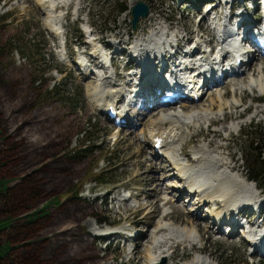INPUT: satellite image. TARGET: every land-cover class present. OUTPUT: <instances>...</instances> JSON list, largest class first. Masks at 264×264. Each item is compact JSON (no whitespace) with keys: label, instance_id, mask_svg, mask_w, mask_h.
Masks as SVG:
<instances>
[{"label":"rangeland","instance_id":"obj_1","mask_svg":"<svg viewBox=\"0 0 264 264\" xmlns=\"http://www.w3.org/2000/svg\"><path fill=\"white\" fill-rule=\"evenodd\" d=\"M122 1L126 9L119 13L117 5ZM144 1L149 3L151 14L167 18L166 24L173 29L185 25L193 35L202 24L201 16L207 9L208 2H190L191 7L186 9L187 2L184 0ZM219 1L213 0V3ZM76 2L78 0H73L70 7L65 8L66 17L61 20L65 35L56 38L52 29L46 27L47 13L39 12L37 0H0V180L9 187L7 190L4 187L0 192V219L8 218L10 221L8 225H0V245L4 244L0 264H98L95 258L99 256L92 254V248L81 252V241L89 235L88 231L98 240L99 252L104 256L106 264H144L146 251L142 249L139 255L134 256L131 245L136 247L139 244V248H149L151 244L145 242V237L140 241L129 236V233H135L141 227L130 226L129 218H133V213L130 210L125 212L115 205L118 204L119 196L129 197L136 192L150 191V177L157 179L164 187L176 180L178 182L176 178L164 177L169 172V165L166 171L161 169L159 172L150 171L153 165L149 166L144 162L141 163V169L138 167L147 158L161 162L158 157H150L151 146H146L139 156L142 142L146 138L144 132L147 122H142L145 111L136 105L133 108L136 113L132 123L118 127L114 120L97 111L93 96L89 94L92 93L89 88L95 85V81L77 69L80 55L85 56L81 49L87 47V23L94 30L95 36L104 39L105 45L117 41L113 39L116 38L113 35L133 32L129 43L120 45H124L123 47H131L137 38L151 33L152 27L142 29L146 27V22L143 21L145 16L139 19L136 27L133 25L131 0H81L84 10L79 13ZM195 6L199 11L194 9ZM217 9L222 11V8ZM251 16L258 21L260 11L254 10ZM161 20L164 21L162 18ZM161 26L165 28V23H161ZM65 36L64 49L61 40ZM124 39H129L127 34ZM209 39L216 43L214 37ZM89 48L87 52L90 51ZM115 56L120 67L128 63V55L115 52ZM259 65L264 66V59L255 61L253 67ZM91 76H94V72ZM250 76L244 74V78L241 76L224 82L219 87L229 103L233 100L232 91L238 92L237 98L240 93L243 94L240 106L238 104V109L235 110L242 112V116L210 125L209 122L201 124L194 131L201 130L202 133L195 139H190V135L186 134L179 148L184 154L182 161L189 162L186 160L187 156L190 158L203 144L208 143L211 148L223 147V156H230V162L240 164L239 170L255 186L256 183L249 179L246 171L249 164L247 155L256 152L251 146L256 144L254 140L259 135L258 125L264 126V88L246 87ZM228 80L227 78L225 81ZM214 93L215 95L207 93L206 97L203 96V101L195 103L201 102L199 107L209 105L212 99L216 101L217 95ZM188 105L186 112L193 106ZM178 106L172 107L179 108ZM172 107L166 110H173ZM154 109V117L160 110H165L159 104ZM258 109L261 111H257ZM227 112H231V108L220 112L215 109L213 115L223 116ZM253 123L258 125L251 126ZM226 127L230 129L226 130ZM84 129L88 131L84 132ZM118 129H122L119 134ZM219 130L220 135H216L215 132ZM130 132L139 137L137 142L133 136L135 140L132 148L127 139ZM87 134L90 135L86 141L87 146L82 148ZM74 149L81 150L80 157L68 156ZM102 171L105 172L104 176L109 177L107 184L95 180L96 175ZM141 182L145 184L140 185ZM155 194L157 191L151 195ZM178 194V191H173L168 196L170 203L166 206L171 207L173 214L166 217L167 222L184 229L191 221L190 216L196 217L187 212L193 203L190 202L191 196L184 193L177 198ZM133 197L129 199V204L133 206H138L143 201ZM149 197L146 196L147 202L154 204V199ZM212 205L208 210H211ZM249 205L253 213L257 212L253 214V220L261 222L264 214L256 209H261V201L257 199L256 203ZM154 207L144 215H141L144 211L135 214L131 222L134 224L135 221H140L138 218L142 216V221L135 225L146 224L152 227V224L160 220V212L162 214L164 210L162 208L159 212H154ZM206 207L204 205L199 219L203 215H211ZM234 211L236 210H230L229 214L235 215ZM236 212V216L243 219V227L250 228L251 225L260 230L259 222L253 224L248 218L250 213L246 217L244 213ZM34 214L37 216L34 217ZM97 216L108 219L106 223L99 221L101 228L108 229L111 223L116 225L114 229L123 230L122 236H98L90 224L92 221L96 222ZM81 217H85L83 223ZM211 220L205 221L204 224L209 226L202 227L203 236L199 241L208 251L202 252L196 245L191 247L188 241L175 242L170 251L173 256L165 258L164 264H182L197 255L209 257L210 253L211 259H215L218 264H264V248L255 250L248 239H244L241 228L239 232L236 229V233L232 235L230 231L219 230L220 224ZM221 227L227 230L228 223ZM262 237L264 240V231Z\"/></svg>","mask_w":264,"mask_h":264},{"label":"bare ground","instance_id":"obj_2","mask_svg":"<svg viewBox=\"0 0 264 264\" xmlns=\"http://www.w3.org/2000/svg\"><path fill=\"white\" fill-rule=\"evenodd\" d=\"M246 1L252 0H234L232 6L237 4L240 8L243 7L245 11V8H247ZM37 2L39 4V12L47 13L45 20L46 27L52 29V31H50L55 34L53 35L54 37H62V34H65V27L61 20L65 19V8H69L73 0H37ZM135 2L136 0H131V4H134ZM76 3L78 5L76 7L77 12L83 11L84 6L82 5L81 0H78ZM214 8H222V13L224 11V1L222 0L219 3H215ZM248 8L252 10L250 14H253L254 10L249 7V4ZM194 9L199 11L198 7ZM150 11L145 16L146 19L143 20L146 22L144 23L146 27L142 29H146L149 26L152 27V32L145 34L144 37L137 38L131 47H123L124 45L120 46L128 41L124 39V36L127 33L123 32L113 35L116 37L113 39L117 41L105 45V41L102 37L95 36L94 30L90 29V24L87 23V20L85 22L87 23L86 32L90 29L91 37H88L87 47L81 49V53L86 54V57H81L80 55L77 61V69L82 71L87 77H92L95 81V85L89 88V91H92V93L89 92V94H92L93 96V102L96 104L97 111L107 116L109 119L114 120L118 127L128 126L132 123L136 113V110L133 108H135L136 105H138L136 107L145 111V114L143 113L144 116L142 122H147L146 130L144 132L146 138L143 140L144 143L142 142L139 156L142 154L143 150L147 148L146 146H151L150 157H158V159H161V162L164 160V163L154 162L151 158H147L146 160L141 161L138 164V167L141 169V163L144 162L149 166L150 164L153 165L150 167V171L159 172L161 169L166 171L169 165L170 169L167 170L169 172H167L164 177L178 179V182L175 179L176 182L165 184L166 187H164L161 182L156 181L157 179H152V177H150L148 178L151 180L149 187L150 191L146 190L143 193L136 192L134 195H131L134 196L133 199L135 200H143L141 204L133 206L132 204H129L131 196H119L118 204L115 205L123 208L125 212L130 210V212L133 213V218L135 214H138L141 211H144L141 215H144L147 210L151 211L154 205V212H159L160 209L164 208L162 214L160 212V220L157 223L152 224V227H149L146 224H142L141 226L135 225L142 221V216L138 218L140 221H135L134 224L131 222L133 218H129L130 226L135 228L141 227V229L137 230L135 233L132 232L129 236H134V238L138 240L145 237V242L151 244L149 248H139V244L136 245V247L131 245L132 254H134V256L139 255L143 249L146 251L144 264H158L163 259H168L173 256V254H170V251L171 246L175 242L188 241L191 247H195V245L199 246L198 249L205 252L207 247L199 244V241L202 240L201 237L203 236L202 227L205 226L204 228H206L209 226V224H204L205 221L212 219V222L214 221L215 223L220 224L219 230L224 232L230 231L231 234L234 235L236 229L237 232H239L243 220L237 217L234 219V223L230 221L231 217H233L232 213L229 214L230 210L250 213V220L252 221L254 213L249 204L252 202L256 203L258 199L261 201V209L258 207H256V209L261 210L264 214V196L259 192L260 189L258 185L256 184L253 186L248 182V178H246L239 170L240 164L230 162V156H223L225 155V153H222L223 147L218 148L215 146L214 148H211L208 146V143L203 144L196 149L197 152L193 150V155L190 156V158L187 156L186 160L189 162L182 161L181 158L184 157V154L179 148L186 134L190 135V139H195L202 133L201 130L194 131V128H200L201 124L209 122L208 124L210 125L217 122H224L226 119L242 116V112H235V110L238 109L237 107L240 100L243 98V94L240 93L239 99V97L237 98L238 92L232 91L233 100L229 103L225 100L226 95L219 91L220 85H223L224 82H229L241 76L243 77L245 74L251 75L248 82H245L246 87L260 86L262 89L264 88L262 78L264 66L259 65L256 68L253 67L255 61L257 62V60L264 59V54L262 53L264 47H257V40H264V36L254 37L250 33L245 34L243 40L247 46L244 47L238 42V37L236 35L237 32L233 30L235 25H232L234 23L231 21V18H228L227 13L225 16L217 17V15H221L220 12L217 13V15L210 16L209 11L206 10L201 17L202 24L197 27L198 29L195 31L194 35H196L194 36L185 25L173 29L169 24H166L168 21L167 18H163L161 15L159 18L157 15L151 14ZM233 14V17L238 16L237 13ZM260 16L264 21V15L261 14ZM252 17L253 21L243 18V23L240 25L244 26L249 21L253 23L251 27L252 29L258 28L257 24H260L261 21L259 22L256 17ZM161 18L164 20L163 22ZM235 19L238 22V17ZM244 21H246V23H244ZM161 23H165V28L161 26ZM155 29L157 31H155ZM202 32L206 34H203ZM209 37H214L215 42L218 40L217 44H220L219 48L221 54L226 57L225 59H230L227 65L220 64L221 67L218 66L215 58L219 56V53L214 57H211L202 50L204 52L203 59L201 58L202 56H198L195 59L192 58L191 55H193L192 52H194V50H191V53L187 54L186 44L188 42L191 43V47L196 43V47L198 45V47L206 50L208 44L213 43V39L211 40ZM220 37L222 38V41H220ZM168 40L171 41L172 44H168ZM61 45H63L62 40ZM89 45L90 48L88 47ZM103 45L111 47L116 46L115 51L121 49L123 53L129 56L128 63L120 67L117 65V56H115L112 59L114 69H110L104 64L108 53L105 52ZM88 48L90 50L89 52H87ZM184 51H186V53L182 58L179 56V53H183ZM231 53L234 54L236 59L230 57L232 56ZM246 58H248L247 61ZM153 59L160 63L166 61V64L169 65L168 70L171 71L170 69H173L175 70L174 73H177L176 71L178 70L179 64H184L186 68H190L191 74L186 83L190 89L185 90L184 87H180L178 89L179 91L172 92L174 93L172 100L164 99L165 95H168V92L171 91L166 89L167 92H162L160 95L158 93L160 84L156 83H154L156 87L153 85L147 89H145L143 85H140V87L133 92L132 86L136 83L135 78L138 80H140L139 78H142L141 80L143 82L146 80L149 82L150 79L157 75V71L154 70V66L152 65ZM91 63L97 66V70L92 67ZM208 65H210V69L213 72L210 77H206V73H204L203 70L204 67ZM257 68L258 71L256 72ZM103 69H105L104 72ZM247 71L249 74H246ZM93 72L94 76H91L93 75ZM141 72L142 75L140 77ZM221 72L223 73L222 77ZM232 74L235 75L230 76ZM227 78L229 80L225 81ZM242 90H244V88H242ZM214 92H216L217 95L216 101L212 99L209 105L203 106L206 108L198 106L201 102L195 103V101H203V96L206 97L207 93L208 95H215ZM129 94H132V96ZM135 100L137 103H135ZM174 102L178 103L174 104ZM158 104L165 110H160L157 116L154 117L153 114H155V109L153 110V108ZM188 104H193V106H190L192 109L186 112V109L189 106ZM172 106H178L179 108H174ZM169 107L174 109L166 110ZM229 108H231V112H227V114H224L223 116L213 115L215 109L220 112ZM257 111L261 110L258 109ZM228 129H230V127H226V130ZM121 131L122 129H118V134L119 132L121 133ZM215 133L216 135H220L221 130L216 131ZM133 136L137 139V142H139V137L135 133L130 132L127 139L130 140L131 148L134 146L133 143L135 139ZM210 142H212V140ZM145 182L139 184L144 185ZM154 191H157V194L152 196L151 194ZM173 191H178L179 194L177 195V198L181 197L184 193H188V195L191 196L190 202H193L187 212L196 218H192L189 215L191 221L188 224L185 223L187 227L184 229H180V227L176 225L173 226L170 222H167L168 217L166 216L173 214V211H170L171 207L167 208L166 206L170 203V198L168 196H170ZM146 196H150L149 198L154 199L155 203L147 202L148 198H146ZM155 198L157 199L155 200ZM211 204H213L211 210H208V207H210ZM124 205L126 208L128 206V209H126ZM204 205L207 206L205 209L208 214L211 215H203L202 219H199V214L203 212ZM236 211H234L235 217L236 214H238ZM185 217H187V214ZM226 222L228 223L227 230L221 227ZM256 222L259 221L257 219L253 220V224ZM90 224L92 225V229L99 234L98 236L117 237V234H119L118 236H122L123 234V230L121 229L109 230L112 228L111 226H109L108 229L101 228L100 226L102 224L97 223V221L95 223L92 221ZM258 225H261V232H257V227L252 226L247 231L244 228L243 233L248 232L247 238L244 236V239H248V241L252 240L250 245H253L255 250L260 251L261 248H264V240L262 237L264 223L262 224V222H259ZM243 233L241 232V234ZM127 238L128 237H126V239ZM211 255L212 253L209 254V257L207 255L202 257L197 255L188 262L182 264H218L215 259H211Z\"/></svg>","mask_w":264,"mask_h":264},{"label":"trees","instance_id":"obj_3","mask_svg":"<svg viewBox=\"0 0 264 264\" xmlns=\"http://www.w3.org/2000/svg\"><path fill=\"white\" fill-rule=\"evenodd\" d=\"M123 3H124V1H122V3H118V5H117L119 13L126 9V5H124ZM27 52H28V50H27ZM254 125H258V124L253 123L251 126H254ZM258 126H259V135H258V138L254 140V142L256 144L253 147L251 146V148L255 149L256 152L254 154L251 153L250 156L247 155V161L249 164L246 167V171H247L248 177L251 180L256 181L258 183V185L260 184V186L262 188H264V126L263 125H258ZM87 131H88V129H84V132H87ZM86 137H87L86 139H83L84 143L82 145L83 146L82 148H85L87 146L86 141L89 140L90 135L87 134ZM84 150H86V149H84ZM80 155H81V150H77V149H74V151H71L68 154V156H73V158H78V157H80ZM104 174H105V172L102 171L101 173L96 175L95 180L99 181L101 184H107L110 180H109V177L104 176ZM2 182L3 181L0 180V192L2 190H4V187H6V190L9 188L6 184L4 185ZM57 200H58V197H57ZM58 202H59V200H58ZM93 206H95V204ZM33 216L36 217L37 215L34 214ZM6 219H0V225H2L3 223H7V225H8L10 223V221L8 220V218H6ZM84 219H85V217H81V223L84 222ZM95 219H96L97 223H99V221L100 222L108 221V219L100 218L99 216L95 217ZM88 233H89V235L88 236L86 235L87 237L85 238V240L83 242L81 241V252H83L84 250L88 251V249L92 248V254L95 255V257H97V255L99 256V257L95 258V261L98 264H106L104 256H101V254L99 252L98 240L92 236L90 231H88ZM3 245H0V257H2L1 251L4 250ZM93 248H94V250H93ZM8 249L6 250V252L8 251Z\"/></svg>","mask_w":264,"mask_h":264},{"label":"water","instance_id":"obj_4","mask_svg":"<svg viewBox=\"0 0 264 264\" xmlns=\"http://www.w3.org/2000/svg\"><path fill=\"white\" fill-rule=\"evenodd\" d=\"M132 22L133 25L136 27L139 19L141 16H146L149 11H150V6L147 2H145L144 0H137L133 6H132ZM165 263V259L162 261V263H158V264H164Z\"/></svg>","mask_w":264,"mask_h":264}]
</instances>
